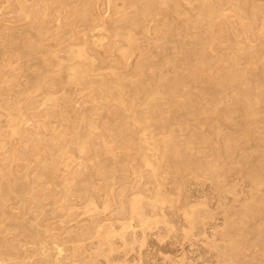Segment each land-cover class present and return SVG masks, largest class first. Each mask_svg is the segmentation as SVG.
<instances>
[{"label": "rangeland", "instance_id": "1", "mask_svg": "<svg viewBox=\"0 0 264 264\" xmlns=\"http://www.w3.org/2000/svg\"><path fill=\"white\" fill-rule=\"evenodd\" d=\"M0 264H264V0H0Z\"/></svg>", "mask_w": 264, "mask_h": 264}]
</instances>
